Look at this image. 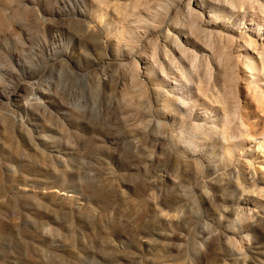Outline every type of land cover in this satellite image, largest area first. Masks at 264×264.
Instances as JSON below:
<instances>
[{"label":"rangeland","instance_id":"rangeland-1","mask_svg":"<svg viewBox=\"0 0 264 264\" xmlns=\"http://www.w3.org/2000/svg\"><path fill=\"white\" fill-rule=\"evenodd\" d=\"M229 1L0 0V264H264V13Z\"/></svg>","mask_w":264,"mask_h":264},{"label":"bare ground","instance_id":"bare-ground-1","mask_svg":"<svg viewBox=\"0 0 264 264\" xmlns=\"http://www.w3.org/2000/svg\"><path fill=\"white\" fill-rule=\"evenodd\" d=\"M189 9H192V6L194 5L195 7L199 6L204 0H189ZM240 2L244 3V0H230L229 1V8L232 12H236L238 9V5ZM258 5L260 6V10L262 11V13H264V0H258ZM263 16V15H262ZM264 17V16H263ZM261 30L264 29V20L261 23ZM249 43H254V40H250ZM195 66V65H194ZM245 66L248 70H250L251 72L257 71L259 70L258 66L256 65L255 61H251V60H246L245 62ZM259 67L262 71H264V55H262V58H260V62H259ZM264 149V145L261 146V149Z\"/></svg>","mask_w":264,"mask_h":264}]
</instances>
